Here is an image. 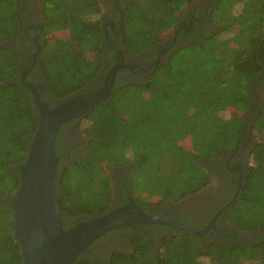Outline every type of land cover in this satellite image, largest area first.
Listing matches in <instances>:
<instances>
[{
  "label": "trees",
  "instance_id": "1",
  "mask_svg": "<svg viewBox=\"0 0 264 264\" xmlns=\"http://www.w3.org/2000/svg\"><path fill=\"white\" fill-rule=\"evenodd\" d=\"M43 1L41 70L48 91L62 101L83 91L103 67L102 7L99 0ZM194 1H119V46L135 57L170 42L186 24L185 8ZM21 3L0 0V264L23 261L9 223L14 214L3 200L19 188L27 138L38 128L34 98L16 77L18 48L2 45L17 27L21 30ZM211 8L216 30L174 47L169 61L156 66L144 84L117 81L107 102L78 118L87 143L72 149L66 166L59 163L57 205L66 218L106 212L112 202L111 170L128 163H136L131 192L142 207L195 194L210 183L206 162L232 150L251 128L250 165L227 219L234 229L264 234V110L249 114L264 79V0H217ZM192 30L182 32L189 36ZM263 236L235 244L213 241L206 247L193 233L166 236L159 256L147 247L134 258L115 253L112 264H264Z\"/></svg>",
  "mask_w": 264,
  "mask_h": 264
},
{
  "label": "flooded vegetation",
  "instance_id": "2",
  "mask_svg": "<svg viewBox=\"0 0 264 264\" xmlns=\"http://www.w3.org/2000/svg\"><path fill=\"white\" fill-rule=\"evenodd\" d=\"M19 5V27H17L14 36L7 41L8 45L17 46V50L21 56V67L17 74L20 80L23 74L25 79L38 87L44 101L49 106H56L60 100L56 99L47 89L40 64V42L44 40V36L39 35L38 28L42 27L43 0H21ZM103 20L102 27L111 32L110 38L114 43L124 51L121 55L115 47L111 46L106 39L104 48V63L101 71L94 81L81 92H89L100 88L110 73V71L119 63L132 66L121 67L116 72V82L126 84H144L154 67L148 71H143L137 66H144L151 61L160 59V64L167 63L170 59L171 50L174 47H182L190 42L197 41V36L202 35L210 30H216L211 23L212 3L217 0H195L192 4L185 8L184 18L186 24L180 27L177 35L173 34L170 42L149 47L135 57L127 55L124 47L119 46L122 43V33L120 26H116V22L120 21L122 11L119 6L121 0H99ZM129 0H122L125 3ZM211 2V3H210ZM202 19H199L201 18ZM113 23V27L110 26ZM184 26H186L184 28ZM193 26L190 35L182 32ZM177 30V29H176ZM176 35V37H175ZM174 37L175 44L162 53V50L170 44ZM114 51L117 54L113 53ZM38 54L36 61L33 59ZM32 64L30 69L27 67ZM29 78V79H28ZM115 82V84H116ZM261 94H258L256 100H253L254 107H251L249 114H259L264 109V101H259ZM80 119H73L60 128L57 135L56 148L60 151V160L63 166L71 161L70 152L75 146L85 145L86 139L80 133ZM249 129L246 133H242V138L232 150L226 151L214 160L206 162L210 173V183L199 192L191 194L180 201L166 200L160 205L140 206L134 199L131 192L132 173L136 163H128L122 167L113 168L112 174V202L109 209L124 205L130 202L132 197L134 202L143 208L147 213L155 216L166 217L180 223L193 226L199 230H204L214 225L202 236H198L202 240V245L206 247L213 241H224L235 244L236 240H246L252 242L259 240L261 232H247L234 229L227 219L226 204L239 197L243 182L245 179L246 169L250 165V151L255 140L250 135ZM60 163V161H59ZM13 197L3 200L9 210L11 209ZM14 214V213H13ZM77 218L68 217L64 221L66 229L74 226ZM11 220L9 223L12 224ZM189 231L173 227L166 224H135L126 227L113 229L104 236L93 242L87 250L81 254L80 261H88L91 264H112V257L115 253L122 254L129 258L139 257L146 253L147 247L150 248L153 256L160 255L161 241L166 236L188 235ZM264 237V236H263ZM141 239L139 242L137 239ZM139 244L143 246H139Z\"/></svg>",
  "mask_w": 264,
  "mask_h": 264
},
{
  "label": "water",
  "instance_id": "3",
  "mask_svg": "<svg viewBox=\"0 0 264 264\" xmlns=\"http://www.w3.org/2000/svg\"><path fill=\"white\" fill-rule=\"evenodd\" d=\"M122 19L121 15V30ZM110 26L113 27V23H110ZM179 29L176 30V35ZM38 31L42 36V27H39ZM104 32L108 43L123 55L124 51H121L110 38L106 27ZM175 37L162 53H166L175 44ZM2 45H8V42ZM39 50L38 47V52ZM37 56L36 53L33 63ZM158 65L160 59L137 68L148 71ZM31 67L32 64L27 69ZM121 67L132 66L124 65L122 62L117 64L100 88L73 94L54 107H50L44 101L38 87L27 81L25 74L20 78L21 85L32 94L38 114V128L27 138L29 150L25 162L18 167L20 184L11 203L14 213L13 229L16 243L20 246L23 256L22 264H76L80 261L81 254L97 239L113 229L130 225L160 223L189 231L197 236L204 235L214 225L213 221L211 226L199 230L166 217L151 215L138 206L131 197L130 202L124 205L108 209L98 216L80 219L69 229L64 227L67 216L57 205V191L60 187V157L56 152L58 131L66 122L87 115L95 107L109 100L114 92L116 72ZM235 200L236 197L224 208H228Z\"/></svg>",
  "mask_w": 264,
  "mask_h": 264
},
{
  "label": "rangeland",
  "instance_id": "4",
  "mask_svg": "<svg viewBox=\"0 0 264 264\" xmlns=\"http://www.w3.org/2000/svg\"><path fill=\"white\" fill-rule=\"evenodd\" d=\"M221 9V8H220ZM134 84V83H133ZM258 87H257V94H261L260 98L258 99L259 101H264V79L263 80H260L258 82ZM258 97V96H257ZM264 110V109H263ZM263 110L261 112H263ZM260 112V113H261ZM258 115V114H257ZM249 133L250 135L252 136V130L251 128L249 129ZM253 137V136H252Z\"/></svg>",
  "mask_w": 264,
  "mask_h": 264
}]
</instances>
